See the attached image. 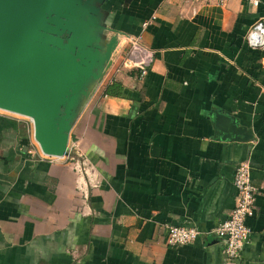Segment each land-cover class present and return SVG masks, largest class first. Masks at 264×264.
<instances>
[{"label":"crops","instance_id":"obj_1","mask_svg":"<svg viewBox=\"0 0 264 264\" xmlns=\"http://www.w3.org/2000/svg\"><path fill=\"white\" fill-rule=\"evenodd\" d=\"M104 6L124 35L71 129L70 154L43 157L25 120L0 115V264H264V48L246 42L264 0ZM129 36L151 51L143 76L121 67ZM111 83L119 93H105ZM215 112L253 138H214ZM243 160L257 193L248 240L228 261L211 230L234 207ZM168 226L200 234L170 246Z\"/></svg>","mask_w":264,"mask_h":264},{"label":"water","instance_id":"obj_2","mask_svg":"<svg viewBox=\"0 0 264 264\" xmlns=\"http://www.w3.org/2000/svg\"><path fill=\"white\" fill-rule=\"evenodd\" d=\"M108 1L0 0V109L31 118L44 155H67L71 129L118 51L124 33L109 26ZM212 121L214 138H253L227 113Z\"/></svg>","mask_w":264,"mask_h":264},{"label":"built area","instance_id":"obj_3","mask_svg":"<svg viewBox=\"0 0 264 264\" xmlns=\"http://www.w3.org/2000/svg\"><path fill=\"white\" fill-rule=\"evenodd\" d=\"M191 2L222 6L227 0H189ZM257 5L258 0H251ZM146 23H143L145 26ZM127 44L122 53L121 67L125 69H138L139 75L146 74L152 61V54L142 43L140 36L127 37ZM246 42L253 49L264 48V16L259 17L249 28L246 34ZM25 120L30 129L33 128L31 118L18 115ZM70 154L68 148L67 155ZM43 157H51L44 155ZM233 184L236 189L235 204L228 217L217 223L211 230V234L223 243V251L228 261L240 257L242 249L248 240L250 228L246 223L247 217L254 211V203L257 190L251 183L250 167L247 161H240L234 172ZM200 231L194 226H168L166 243L170 246H178L193 242L198 238Z\"/></svg>","mask_w":264,"mask_h":264},{"label":"trees","instance_id":"obj_4","mask_svg":"<svg viewBox=\"0 0 264 264\" xmlns=\"http://www.w3.org/2000/svg\"><path fill=\"white\" fill-rule=\"evenodd\" d=\"M120 86L116 83H111L108 84L105 88V93L106 94H114V93H119Z\"/></svg>","mask_w":264,"mask_h":264},{"label":"rangeland","instance_id":"obj_5","mask_svg":"<svg viewBox=\"0 0 264 264\" xmlns=\"http://www.w3.org/2000/svg\"><path fill=\"white\" fill-rule=\"evenodd\" d=\"M8 113H9V114H8ZM2 114H5V115H14V116L18 117L17 114L10 113V112H7V111H4V110H1V109H0V115H2ZM23 119H24V118H23Z\"/></svg>","mask_w":264,"mask_h":264}]
</instances>
